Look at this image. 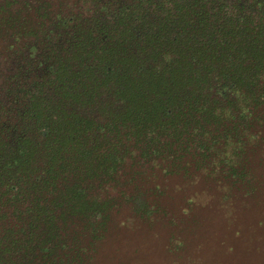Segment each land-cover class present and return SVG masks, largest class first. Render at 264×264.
<instances>
[{"label":"trees","instance_id":"1","mask_svg":"<svg viewBox=\"0 0 264 264\" xmlns=\"http://www.w3.org/2000/svg\"><path fill=\"white\" fill-rule=\"evenodd\" d=\"M54 1L0 3V264H88L154 170L245 184L264 140V0Z\"/></svg>","mask_w":264,"mask_h":264},{"label":"rangeland","instance_id":"2","mask_svg":"<svg viewBox=\"0 0 264 264\" xmlns=\"http://www.w3.org/2000/svg\"><path fill=\"white\" fill-rule=\"evenodd\" d=\"M10 30L0 27V93L9 87L12 60L24 51ZM257 144L245 184L154 170L137 188L151 213L136 215L130 202L117 200L88 264H264V140Z\"/></svg>","mask_w":264,"mask_h":264}]
</instances>
